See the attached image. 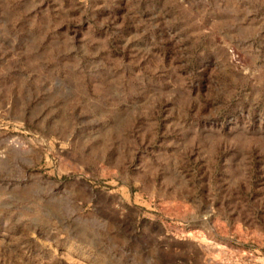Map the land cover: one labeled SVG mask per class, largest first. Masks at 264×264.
I'll list each match as a JSON object with an SVG mask.
<instances>
[{
	"label": "rangeland",
	"instance_id": "rangeland-1",
	"mask_svg": "<svg viewBox=\"0 0 264 264\" xmlns=\"http://www.w3.org/2000/svg\"><path fill=\"white\" fill-rule=\"evenodd\" d=\"M0 264H264V0H0Z\"/></svg>",
	"mask_w": 264,
	"mask_h": 264
}]
</instances>
